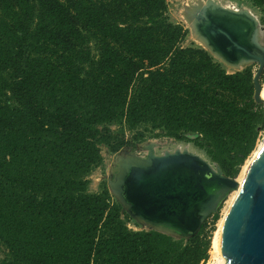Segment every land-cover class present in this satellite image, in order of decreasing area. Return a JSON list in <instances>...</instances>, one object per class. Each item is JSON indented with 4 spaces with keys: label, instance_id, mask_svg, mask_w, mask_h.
Here are the masks:
<instances>
[{
    "label": "trees",
    "instance_id": "1",
    "mask_svg": "<svg viewBox=\"0 0 264 264\" xmlns=\"http://www.w3.org/2000/svg\"><path fill=\"white\" fill-rule=\"evenodd\" d=\"M166 9L165 0H0V264H206V222L187 240L130 230L107 189L86 190L99 145L125 144L107 123L201 135L195 143L229 177L264 125L251 68L227 72L182 46L186 29Z\"/></svg>",
    "mask_w": 264,
    "mask_h": 264
},
{
    "label": "water",
    "instance_id": "2",
    "mask_svg": "<svg viewBox=\"0 0 264 264\" xmlns=\"http://www.w3.org/2000/svg\"><path fill=\"white\" fill-rule=\"evenodd\" d=\"M199 17L206 20L200 28L207 40L228 60L258 63L253 99L264 102L259 82L264 45L253 21L223 11ZM109 185L130 216L155 228H168L173 234L168 235L187 240L237 182L198 154L186 150L155 154L152 150L145 159L128 164ZM215 246L226 264H264V146L246 169L216 233Z\"/></svg>",
    "mask_w": 264,
    "mask_h": 264
},
{
    "label": "rangeland",
    "instance_id": "3",
    "mask_svg": "<svg viewBox=\"0 0 264 264\" xmlns=\"http://www.w3.org/2000/svg\"><path fill=\"white\" fill-rule=\"evenodd\" d=\"M197 0H165L166 2V15L172 23H178L182 25L186 29V36L182 41V46H193L196 48H202L196 41L194 40L191 30L184 19V6L189 4H193ZM204 1V0H203ZM224 5L231 4L236 8L243 9L246 8L251 11L258 20L261 31V43L264 44V6L258 5L252 0H221ZM90 48L92 54H97V47L93 41L90 42ZM205 50V49H204ZM208 54L207 50H205ZM213 60L219 63L227 72H236L235 69H230L226 67L224 64L219 62L212 54H210ZM247 67L251 68V71L254 75L256 69L258 67V63L252 62L248 64L246 67H242L243 71ZM259 82L261 83V87L264 83V69L260 75ZM258 103V102H256ZM261 103V102H259ZM264 103V102H262ZM112 131L113 138L112 141L123 138L125 144L120 147L118 150H111L109 146L106 144H100V155L101 161L98 165L93 166L91 170L86 175L88 179L87 192L89 193H98L103 189H107L111 196L120 204L114 193H112V189H110L109 179L111 178L110 169L113 166L114 161L117 159V156L120 153H134L138 155H144L146 151L142 148L143 145L153 144V151L155 154H162L165 151H174L176 149L183 150L187 149L189 152L198 154L208 160L213 166H219V163L212 159L211 155L208 153V146H199L195 143V138L202 143H206L201 135L198 136L196 133H187L184 138L177 139L173 136L167 135L165 132H162L158 129H151L147 124H138L134 128L128 127L122 121H114L106 124ZM139 134H142V136ZM140 137V138H139ZM264 141V125L262 127H258V134L256 138L255 145L251 150L250 154L245 157L243 163L241 164L239 171L236 175L232 176L235 180H238L243 167L247 163V161L252 157L254 151L257 147ZM221 168V167H220ZM222 170V169H221ZM223 172V171H222ZM234 189L228 190L218 201L216 210L209 215L206 216L203 222H206V230H211L210 233V241L211 246L209 249V258L206 264H219V256L217 255V251L213 247V237L215 231L218 227V222L220 218L225 213V209L227 208L229 201L233 195ZM122 206V205H121ZM122 211L127 215L124 217V221L126 222L127 227L130 230L138 231V230H154L144 226L139 220H136L132 216H130L126 209L122 206ZM218 213V217L213 222V214ZM8 257V251L6 247L0 243V261L4 258Z\"/></svg>",
    "mask_w": 264,
    "mask_h": 264
},
{
    "label": "bare ground",
    "instance_id": "4",
    "mask_svg": "<svg viewBox=\"0 0 264 264\" xmlns=\"http://www.w3.org/2000/svg\"><path fill=\"white\" fill-rule=\"evenodd\" d=\"M219 11L236 14V15H239L243 18L250 19L251 22L253 21V24L255 25V27L257 29V34L259 37L258 40L261 43L260 33H261V31L263 32V30L260 27L259 23L257 24L258 20L255 17V15L246 8L239 9V8H236L235 6H233L231 4H227V5L223 6L219 0H204V1L203 0H197L193 4H189V6L185 5L183 14H184V19L187 22V24L191 30L192 36H193L194 40L196 41V43H198L205 50L210 52V54H212L219 62L224 64L226 67H228L230 69H235L236 71L241 70L242 67L243 68L246 67L251 62H241L240 60L239 61L228 60L221 52H219V50L215 49V47L209 42V40H207L206 36L203 34V32L200 28V26L202 24H204L206 21L205 19H202L201 17H199L200 13H203L205 15V17H208V15L210 13H215V12H219ZM261 45H264V44L261 43ZM261 97L264 98V83H263L262 89H261ZM150 144L143 145L142 148L146 151V153L144 155H138V154H134V153H132V154L120 153L117 156V159L114 161L113 166L110 169L111 178L108 180V181H110L112 186L114 184V181H115L117 174L122 172V170L125 169V167L128 164H130L133 160H136L139 158H144V159L146 158V155L153 150V147L150 146ZM263 146H264V141L262 143H260V145L254 151L252 157L247 161V163L243 167V170H242L238 180H236L237 187L234 189V192H233V195L229 201V204H228L227 208L225 209V213L227 212L228 207L232 203L233 199L235 198L237 192L239 191V189L241 187L242 180H243L244 174L246 172V169L248 168L251 161L259 153V151L262 149ZM176 150H179V149H176ZM183 150L188 151L187 149H183ZM183 150H179V151H183ZM225 213L223 214V216L220 218V220L218 222V227L215 231L213 241H212L213 247L215 248V251H217V255L219 256V264H226V262H227L226 258L218 252V250L216 249V246H215L216 233H217V231H218V229L222 223V220H223ZM139 221L144 226H146L148 228H154L156 230H160L161 232H165L167 234L173 235L171 232L168 231L169 230L168 228H165V229L155 228V227H152L147 222H144L142 220H139Z\"/></svg>",
    "mask_w": 264,
    "mask_h": 264
},
{
    "label": "flooded vegetation",
    "instance_id": "5",
    "mask_svg": "<svg viewBox=\"0 0 264 264\" xmlns=\"http://www.w3.org/2000/svg\"><path fill=\"white\" fill-rule=\"evenodd\" d=\"M219 1H221V0H219ZM221 4H222L223 6H225L222 2H221Z\"/></svg>",
    "mask_w": 264,
    "mask_h": 264
}]
</instances>
